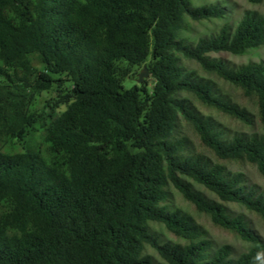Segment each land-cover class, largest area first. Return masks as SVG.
I'll return each mask as SVG.
<instances>
[{
	"label": "trees",
	"instance_id": "trees-1",
	"mask_svg": "<svg viewBox=\"0 0 264 264\" xmlns=\"http://www.w3.org/2000/svg\"><path fill=\"white\" fill-rule=\"evenodd\" d=\"M227 10L218 0H0V264H264L247 214L264 225V189L229 167L248 162L264 176V62L209 55L264 44V14L184 34ZM142 63L152 84L126 88L124 64ZM196 101L262 131H231ZM176 193L252 246L236 255L217 244Z\"/></svg>",
	"mask_w": 264,
	"mask_h": 264
},
{
	"label": "rangeland",
	"instance_id": "rangeland-1",
	"mask_svg": "<svg viewBox=\"0 0 264 264\" xmlns=\"http://www.w3.org/2000/svg\"><path fill=\"white\" fill-rule=\"evenodd\" d=\"M207 1H211V0H198L199 3L207 2ZM218 1H220L223 5H226L228 8L225 17L201 20L199 22L190 21V24L188 25V30L185 31L184 33L186 36H188L192 40H196L199 36L217 31L224 23H228L229 25L234 26L241 19L244 12L248 9L259 10L264 14V0H262V2L260 3H252L248 0H218ZM209 55L212 57L223 58L224 60L230 62L231 64H236V65L248 63V62H259V61L264 62V44H262L259 47L250 49L243 54H232L227 51H220V52H210ZM183 61L189 69L197 71V73L202 76L213 79L216 82L217 86L220 87L221 91L227 94L229 97H231V99L240 102L242 104H246L249 106V108L252 111H255L253 102L243 96L240 88L220 79L213 73L204 71L202 67L199 65V63L195 60L184 58ZM36 64L40 67L42 66L39 62H37ZM124 65L125 67L128 68V73L124 81V85L126 88L131 87L135 83L139 85L152 84L153 79L151 78L150 72H149V76L144 78L142 82L138 81L139 74L143 70L144 66H147V63H142L140 65H128V64H124ZM55 96L56 95L54 91L42 93L41 95L38 96L35 103V107L42 108L46 104V100L48 98ZM190 97L192 96L190 95ZM196 103L198 104V106H200L201 109H203L206 113L213 115L214 118L220 121L224 126H226L231 131L243 130L249 133L262 131L261 125L256 119L252 125H246L238 120H235L225 114L216 111L213 108L203 107L197 101ZM65 108L66 105L62 104L58 108V110L63 111ZM188 133L190 134L192 140L195 142L198 149L204 151L208 155H211V153L208 150H206L205 148L199 145L198 138L192 132V130L188 129ZM229 167H231L233 170L236 171H243L249 176L252 183L257 184L258 186H260L261 189H264V176L259 173L257 166L255 164H251L248 162H232L229 163ZM208 193L211 194L210 192ZM176 200L179 205L193 212L198 217V219L206 225L211 236L213 237V239L217 244L221 245V244L229 243L233 245L236 255H240L241 253L247 251L252 246L251 243L240 239L232 232L226 231L224 229H221L213 225L207 216L203 214H198L193 208V206L187 203L178 193H176ZM233 207L238 209H243L238 207L237 205ZM247 214L251 217L254 228L257 230L259 235L264 239V225L262 219L250 211H247ZM165 232L169 236H171L169 232H167L166 230Z\"/></svg>",
	"mask_w": 264,
	"mask_h": 264
},
{
	"label": "water",
	"instance_id": "water-1",
	"mask_svg": "<svg viewBox=\"0 0 264 264\" xmlns=\"http://www.w3.org/2000/svg\"><path fill=\"white\" fill-rule=\"evenodd\" d=\"M148 76H149V70H148L147 66H144L143 70L139 74L138 81L142 82L144 80V78H146Z\"/></svg>",
	"mask_w": 264,
	"mask_h": 264
}]
</instances>
